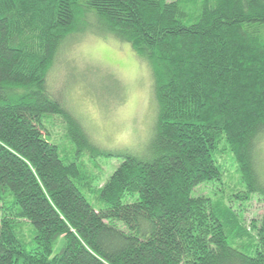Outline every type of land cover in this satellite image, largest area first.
Listing matches in <instances>:
<instances>
[{
    "label": "trees",
    "instance_id": "trees-1",
    "mask_svg": "<svg viewBox=\"0 0 264 264\" xmlns=\"http://www.w3.org/2000/svg\"><path fill=\"white\" fill-rule=\"evenodd\" d=\"M195 1L0 0V264H264V0ZM85 32L150 67L142 156L99 149L49 87Z\"/></svg>",
    "mask_w": 264,
    "mask_h": 264
},
{
    "label": "rangeland",
    "instance_id": "rangeland-1",
    "mask_svg": "<svg viewBox=\"0 0 264 264\" xmlns=\"http://www.w3.org/2000/svg\"><path fill=\"white\" fill-rule=\"evenodd\" d=\"M195 3L200 4V1ZM193 17L195 22L197 17ZM88 22L85 23L91 27L99 25L97 18L92 16ZM149 69L128 43L109 35L99 37L85 32L69 39L61 50L49 76V87L83 123L99 149L142 156L148 153L157 116L154 80ZM256 153L258 170L264 181V137ZM121 162L122 159H112L105 167L110 173ZM231 165L228 162L227 169H231ZM232 172L228 171L224 178L231 186L235 184ZM207 191L211 188H200L197 193L206 194ZM262 208L261 201L251 199L247 203L248 221L260 216ZM30 230L32 239L29 238ZM24 231L28 238L24 246L30 251L33 248L32 225L24 227ZM65 245L66 240L59 239L53 255L60 253Z\"/></svg>",
    "mask_w": 264,
    "mask_h": 264
}]
</instances>
